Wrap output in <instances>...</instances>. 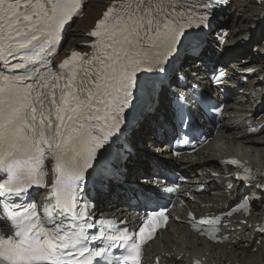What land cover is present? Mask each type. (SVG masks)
Returning <instances> with one entry per match:
<instances>
[{"label": "snow or ice", "instance_id": "obj_1", "mask_svg": "<svg viewBox=\"0 0 264 264\" xmlns=\"http://www.w3.org/2000/svg\"><path fill=\"white\" fill-rule=\"evenodd\" d=\"M138 5H145V0H134ZM231 0H147L149 6L147 11L158 13L161 22H169L168 28L164 29L167 43L172 47L157 66L149 67L144 72H137L136 83L132 91V99L123 112V123L119 125L114 134L105 136L103 142L97 143V150L94 156L86 166L83 174L84 187L79 189L80 196L76 209L82 212L81 219L86 224V232L82 237L84 248L80 251L79 256L75 258L80 264H141V244L146 237L152 235L159 227L161 221H167L170 213L166 211L167 206L163 209H155L151 213H146L142 224L130 233L126 226L117 227L109 218H97L92 215L96 209L95 197L91 195L92 191L99 196L105 187L111 189L113 186H123L127 183L128 176L138 170L143 161L141 159L140 140L147 134L154 131L153 124L158 129L165 125H170L173 129L179 124V131L176 133L178 142L188 144L191 137L180 132L190 122L188 116V96L186 93L177 91L176 88L183 87L186 90L191 86L188 80H195L192 73L204 72L209 81L217 88L225 87V81L229 78L222 71L223 58L233 52L240 42L236 45H225L227 31L224 25L218 23L217 17L229 6ZM261 7H264V0H260ZM36 0H0V35L6 30L11 32H20L22 28L26 29L31 22L25 18L32 16L35 18L36 13L32 11ZM258 24H264V17H260ZM175 26L178 30V39L175 34L170 32ZM155 34V29H152ZM249 35L242 37L243 43H249L253 39L256 28L247 29ZM215 36V39H213ZM264 41V35L256 44ZM181 52L184 53L183 59L180 60ZM264 55V53H261ZM180 60L179 64L175 63ZM187 66V67H185ZM145 75L141 79V75ZM176 85V88L173 87ZM195 91V89H193ZM143 99L138 114H134L136 101ZM220 105L211 107V111H221ZM161 116L164 117L161 120ZM131 128L125 134V129ZM123 136L121 140L120 137ZM228 163L238 165L237 160H231ZM248 172V169H244ZM152 176L157 177L148 184H140L139 179L136 183L144 191L137 193L132 189L134 196H144L150 201L149 191L155 195H160V189L164 187L158 178L161 172L154 171ZM243 183L248 180L249 187L254 183V178L250 176H238ZM261 182L257 185V191L264 194V176L260 178ZM92 184L89 190L88 184ZM228 194H231L232 185H227ZM51 199V197H49ZM237 207L247 208L251 201L246 197L240 196L235 202ZM145 207L149 205L145 203ZM232 206L229 205V208ZM231 215V212L227 213ZM193 220L195 222V216ZM70 219V218H69ZM200 225H220L219 216L213 218L202 217L199 219ZM126 225V222H124ZM195 226V224H194ZM137 234L139 240H137ZM90 242V244L88 243ZM127 246V255L118 257L114 254L113 249L118 246ZM68 256H74L73 253H67ZM61 264H71V261L61 260Z\"/></svg>", "mask_w": 264, "mask_h": 264}, {"label": "bare ground", "instance_id": "obj_2", "mask_svg": "<svg viewBox=\"0 0 264 264\" xmlns=\"http://www.w3.org/2000/svg\"><path fill=\"white\" fill-rule=\"evenodd\" d=\"M109 1L110 0H89V3L85 7L84 20H79V23L72 28V35L68 41L70 46L79 48V44L87 43L91 40L90 36L87 34L90 30V27H86L89 25L91 19H93L94 22L102 14V10L105 9ZM246 1L247 3L250 2V0ZM262 11H264V8L254 5H252V8L248 10L244 4V0L232 1V6L230 9H228L229 14L225 16V25L231 27L229 36L230 40L227 41V44H230V42L231 45H236L237 42L240 43L236 48L233 49L232 53L225 56L223 59L231 57H243L245 55L246 58L250 57V59H253L256 56L257 51L252 50L255 42H252L251 45H249V43L245 44L242 41V37H247L249 35V32L247 31V29H249L251 26L249 23H257ZM230 13H234L236 18L232 19V15H230ZM237 21L240 22L238 29L236 26ZM262 25L263 24H259L258 26L262 29ZM81 28L86 29L82 30ZM234 31H236V34ZM262 31H264V28ZM259 38H261V36H259ZM243 44L248 45V48H245ZM240 47L245 49L240 50ZM258 50L264 53V44L259 45ZM234 61L243 67L249 66L245 59L241 60V58H235ZM225 63H228V61L225 60ZM258 65L261 64H256L254 66L257 67ZM262 72H264V69H262ZM243 111L246 113L247 109L245 108ZM239 126V118H225L222 121L220 134L217 136V140L207 147V149L212 152V154H208L204 157L199 156L196 158L186 159L180 165L182 166L183 170L194 172V174L190 177V182L187 184L188 187L196 186L197 182L200 181L201 184L203 183L209 188L207 192H203L199 195L201 202H204L207 205L205 209L217 208L220 203L228 200V197H226L227 192L222 184H217L212 187L209 183L213 177L210 175L208 170L216 165L214 154L233 152L244 155L255 164H264V127L261 128V132L257 136H243L236 138L237 134L243 132V130H240ZM153 129L154 131L159 130L155 124H153ZM229 136H232V138L229 139ZM145 139L146 138H142L139 143L142 145L140 146L142 161L143 157H146L160 162L161 160L156 155L148 152L149 150L143 147V145L148 144L149 140H153L152 137L149 138L147 142H145ZM162 150L163 149L158 148V151ZM144 164L145 162L143 161V165ZM211 189H214V191H211ZM215 203H217V205H214ZM120 212H123V209H120ZM258 219L259 217H255V220ZM176 231L178 232V236H174L173 231L165 232L161 237L153 241L151 243V251L160 252L162 250H168L171 252L177 249V253L174 255L175 258L173 257L172 259L175 264H187L188 257H186L185 254L189 250L193 252H202V255H206L211 264H264V258L261 257L262 253L264 254V236H262L263 245L260 251L262 253H248V249L244 247V242H248L250 244L252 242V236H256L253 227L250 228L248 226H243L238 231H232V233L234 232L235 234V242L230 244V249H228L227 244H211L204 241L202 238L195 237V235L189 232L185 226H178ZM184 235H186V239H183ZM195 244L198 246V248L194 247ZM196 249H198V251H196ZM182 252H184V255L179 260H177L176 257ZM251 258L253 259L251 260Z\"/></svg>", "mask_w": 264, "mask_h": 264}, {"label": "rangeland", "instance_id": "obj_3", "mask_svg": "<svg viewBox=\"0 0 264 264\" xmlns=\"http://www.w3.org/2000/svg\"><path fill=\"white\" fill-rule=\"evenodd\" d=\"M247 4V1L246 0H244V4ZM246 6V8L249 10L250 8H252V4H248V5H245ZM255 14V13H254ZM253 14V15H254ZM94 22H93V19H91L90 20V23H89V25L86 27V28H88V27H91V24H93ZM239 24V25H238ZM236 26H237V29L239 28V26H240V22L239 21H237V23H236ZM237 31V30H236ZM236 31H234V33L236 34ZM69 41V40H68ZM230 44H231V42H230ZM246 44V43H245ZM246 57V55L244 56V58ZM242 60V59H241ZM245 61L248 63V60L247 59H245ZM253 258H251V260H252Z\"/></svg>", "mask_w": 264, "mask_h": 264}, {"label": "trees", "instance_id": "obj_4", "mask_svg": "<svg viewBox=\"0 0 264 264\" xmlns=\"http://www.w3.org/2000/svg\"><path fill=\"white\" fill-rule=\"evenodd\" d=\"M244 45V44H243ZM245 46V48H248V45H244ZM245 48H242V47H240V50H243V49H245ZM249 59H250V57H248Z\"/></svg>", "mask_w": 264, "mask_h": 264}]
</instances>
